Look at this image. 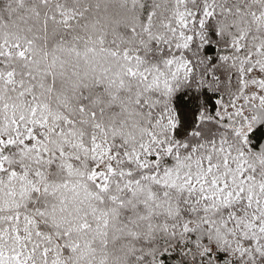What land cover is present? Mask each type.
I'll return each mask as SVG.
<instances>
[{"label":"snow or ice","instance_id":"obj_1","mask_svg":"<svg viewBox=\"0 0 264 264\" xmlns=\"http://www.w3.org/2000/svg\"><path fill=\"white\" fill-rule=\"evenodd\" d=\"M0 264H264V0H0Z\"/></svg>","mask_w":264,"mask_h":264}]
</instances>
